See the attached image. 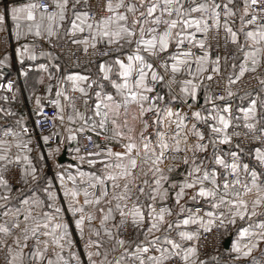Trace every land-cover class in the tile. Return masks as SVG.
I'll use <instances>...</instances> for the list:
<instances>
[{
  "label": "snow or ice",
  "instance_id": "snow-or-ice-1",
  "mask_svg": "<svg viewBox=\"0 0 264 264\" xmlns=\"http://www.w3.org/2000/svg\"><path fill=\"white\" fill-rule=\"evenodd\" d=\"M0 78V264H264V0H0Z\"/></svg>",
  "mask_w": 264,
  "mask_h": 264
},
{
  "label": "crops",
  "instance_id": "crops-1",
  "mask_svg": "<svg viewBox=\"0 0 264 264\" xmlns=\"http://www.w3.org/2000/svg\"><path fill=\"white\" fill-rule=\"evenodd\" d=\"M18 68H19V64L17 63L15 67L12 68L10 72H8V73L15 74L17 76V83L15 86L17 99L16 101L13 102V105L14 107H16V109L19 112L28 115L29 110H30L29 107L33 106V99L30 98V94H31L30 86L34 83V78L30 75L28 78V82L26 84L24 77H18L17 75ZM67 158L68 159L62 163L71 162V157L69 156L68 151H67Z\"/></svg>",
  "mask_w": 264,
  "mask_h": 264
},
{
  "label": "built area",
  "instance_id": "built-area-1",
  "mask_svg": "<svg viewBox=\"0 0 264 264\" xmlns=\"http://www.w3.org/2000/svg\"><path fill=\"white\" fill-rule=\"evenodd\" d=\"M5 76L14 80V82H15L14 87H15V86H16V83H17V76H16L15 74H12V73H5ZM0 83H6V79H5V78H0ZM0 94H8V95H11L10 93H4V92H2V91H0ZM29 108H30V110H29V114H28V115H29V117H31V116H32V108H33V106H31V107H29ZM46 111H47V112L49 113V115H50L51 112H52V108H51V106H48V107L46 108Z\"/></svg>",
  "mask_w": 264,
  "mask_h": 264
},
{
  "label": "water",
  "instance_id": "water-1",
  "mask_svg": "<svg viewBox=\"0 0 264 264\" xmlns=\"http://www.w3.org/2000/svg\"><path fill=\"white\" fill-rule=\"evenodd\" d=\"M68 158H67V149L65 148L64 152L62 153V161L61 162H64L66 161Z\"/></svg>",
  "mask_w": 264,
  "mask_h": 264
}]
</instances>
